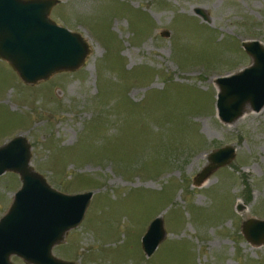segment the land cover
Wrapping results in <instances>:
<instances>
[{
  "label": "rangeland",
  "instance_id": "1",
  "mask_svg": "<svg viewBox=\"0 0 264 264\" xmlns=\"http://www.w3.org/2000/svg\"><path fill=\"white\" fill-rule=\"evenodd\" d=\"M57 1L49 17L86 40L84 64L28 85L0 59V147L23 136L52 188L92 193L52 255L74 264H264V244L241 232L246 220L264 221V107L248 106L231 124L215 107V80L252 64L241 43L264 46V0ZM225 146L234 158L195 186ZM20 186L17 174L0 176V218ZM156 217L166 237L146 257L141 238Z\"/></svg>",
  "mask_w": 264,
  "mask_h": 264
},
{
  "label": "water",
  "instance_id": "2",
  "mask_svg": "<svg viewBox=\"0 0 264 264\" xmlns=\"http://www.w3.org/2000/svg\"><path fill=\"white\" fill-rule=\"evenodd\" d=\"M57 3V0H0V59L25 84L75 71L90 53L80 34L69 32L50 19L51 9ZM197 14L206 20L200 12ZM160 35L167 38L169 32ZM241 47L252 64L237 74L215 80L219 90L215 107L224 124L240 118L248 106L253 112L264 107V46L253 40L242 42ZM31 155V146L23 136L0 147V176L12 172L21 182L7 212L0 218V264H13L11 256L25 264H74L54 257L52 249L80 224L92 193L69 195L52 188L31 166ZM234 155L231 146L210 153L207 165L194 177L193 184L201 186L213 171L229 164ZM240 209L241 206L237 211ZM241 232L250 244H264V221L246 220L241 224ZM165 237L163 220L154 218L141 238L145 256H151Z\"/></svg>",
  "mask_w": 264,
  "mask_h": 264
}]
</instances>
